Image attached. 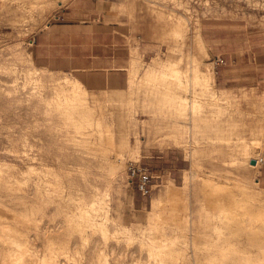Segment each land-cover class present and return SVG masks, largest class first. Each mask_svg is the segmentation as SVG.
<instances>
[{"label":"rangeland","instance_id":"obj_1","mask_svg":"<svg viewBox=\"0 0 264 264\" xmlns=\"http://www.w3.org/2000/svg\"><path fill=\"white\" fill-rule=\"evenodd\" d=\"M62 23L72 26L50 29ZM180 30L185 34L172 33ZM196 32L205 52L193 45ZM263 48L264 0H0V264H245L244 224L250 216L264 226V198L250 197L264 189V96L218 89L256 87L252 59ZM113 54L114 63L104 58ZM168 62L189 80L195 64L213 71L209 87L191 79L185 88L168 77L188 105L199 101L183 112L164 98L163 85H153L164 83ZM152 63L155 79L145 81ZM64 76L79 79L88 94L68 110L56 105L58 95L70 103V87L58 79ZM121 118L130 151L116 150L123 162L111 175L104 127L118 141ZM172 119L182 121L179 144ZM240 141L256 167L240 153ZM136 163L154 177L147 196L129 181L128 166ZM167 180L187 184L184 200L148 221ZM233 195L232 211L246 205L252 214L227 208ZM96 197L101 204L92 208ZM221 205L236 218L224 221ZM118 225L130 232H117ZM149 230L154 244H167L153 258L141 233Z\"/></svg>","mask_w":264,"mask_h":264},{"label":"bare ground","instance_id":"obj_2","mask_svg":"<svg viewBox=\"0 0 264 264\" xmlns=\"http://www.w3.org/2000/svg\"><path fill=\"white\" fill-rule=\"evenodd\" d=\"M43 2L44 1H48V0H42ZM57 2L58 3H62V0H57ZM17 6L19 7V6H21V1H19L18 2V4H17ZM172 33H175L176 35H184L185 34V32L184 31H175V32H172ZM203 38V37H202ZM202 38H201V36L199 35V33L197 34V32H196V34H194V36H193V45H194V47L196 48V49H198L199 50V52H205V50H204V46L202 45ZM205 44V43H204ZM208 50V49H207ZM209 51V50H208ZM135 59V58H134ZM133 59V60H134ZM133 62V61H132ZM198 62V61H197ZM134 63H132V65H133ZM193 64V63H192ZM164 67H168L169 69H168V71H169V73L168 72H165L164 71V83H159L157 80H156V82L153 84L155 87H159V86H161V85H163L164 86V98L167 100V102H171V107H173L174 106V103H177L179 106H180V111L182 110V112L186 109V107L187 106H191V107H194V102L196 103H198L199 101H194V99L192 100V102L191 103H189V105L187 104V98L186 97H184V95L182 94V91H180V90H177V89H180V87L181 86H179V87H173V86H171L172 85V81H171V79H169L168 77H170V76H177L178 75V72H177V70L174 68V67H172V65H171V62H168L167 64H164ZM167 70V69H166ZM156 72H157V69H156V67H155V64L154 63H152V64H150L147 68H146V70H145V73H144V77H143V79L145 80V81H151V79L153 80V79H155V75H156ZM193 78H192V75H191V79H193L194 80V83L196 82V84L198 85V87H200V86H203V87H209L210 86V83H211V81H212V77H213V71H211V70H207V71H202L201 69H199L198 67H197V65L195 64L194 65V68H193ZM67 75V74H66ZM157 77V76H156ZM171 77V78H172ZM58 79H61L60 81H59V83H60V85H64L63 87H70V89L68 90V91H70V103L69 102H65L64 101V99H62V101H63V103H61L62 101L60 100V98H58V97H60L59 95H58V97H57V99H59V101L57 102V100H56V105L57 106H59V107H61V108H63V106L64 107H66V109L68 110V106L70 107H72V108H76V102L77 101H85V100H87V96H88V94H87V92H86V90H85V87L83 86V84L80 82V80L79 79H77V78H70V77H68V76H64V77H62V78H58ZM157 79V78H156ZM159 79V78H158ZM163 79H161V80H163ZM189 80V79H187L186 77L185 78H183V77H179V76H177V85H183V87H188L189 85H193V80ZM57 81V80H56ZM189 81L191 82V84H189ZM189 84V85H188ZM195 84V85H196ZM194 85V86H195ZM196 85V86H197ZM193 86V87H194ZM213 86V85H212ZM84 87V88H83ZM182 87V88H183ZM214 87V86H213ZM195 88L196 87H194V90H195ZM197 89V88H196ZM213 90V89H212ZM57 91V90H56ZM196 92H197V90H195ZM60 92L62 93H64V89L63 88H61V90H60ZM212 91H210V94L211 95H209L210 96V98L212 97V100L213 99H219V98H217V96L215 95V93L213 92V93H211ZM223 92V94L224 95H228V92H224V91H222ZM199 93V92H198ZM154 94V93H153ZM195 94V93H194ZM200 95L202 94V92L201 93H199ZM188 97V96H187ZM199 97V96H198ZM92 98H94L95 99V97L94 96H92ZM193 98V97H192ZM67 99V98H66ZM91 99V98H90ZM205 99V98H204ZM204 99H202V100H204ZM209 100V99H208ZM172 101H174L173 103H172ZM194 101V102H193ZM205 101V100H204ZM204 101H203V103H204ZM216 101V100H215ZM214 101V102H215ZM201 102V101H200ZM65 103V104H64ZM87 104V103H86ZM86 104H85V106H86ZM205 104H207V103H205ZM78 105H80V104H78ZM199 105V104H198ZM198 105H196V106H198ZM213 104H211V106H212ZM88 106V105H87ZM86 106V107H87ZM208 106V105H207ZM224 106V105H223ZM70 107V108H71ZM88 107H90V106H88ZM190 107V108H191ZM214 107V106H213ZM226 107V106H225ZM80 108V107H79ZM189 108V107H188ZM222 108V107H221ZM191 110H192V108H191ZM178 111V110H177ZM79 112V111H78ZM74 113H75V110H74ZM67 114V113H66ZM130 113H129V111H127L126 113H125V115L124 116H127L128 117V115H129ZM74 115V114H73ZM100 115V114H99ZM180 115H181V113H180ZM67 116V115H66ZM70 117V116H69ZM80 118V117H79ZM78 118V119H79ZM85 118V117H84ZM87 119H89L88 121V123H89V125L91 124V119H90V117H88V118H86V120ZM129 119V118H128ZM133 119V118H132ZM93 120V119H92ZM101 120V119H100ZM99 119H96V126H98V127H100V126H102V124H104L103 122H102V120L100 121ZM173 120L174 119H172V122H173ZM83 121V120H82ZM164 121H167V119L166 120H164ZM171 121V120H170ZM180 121V120H179ZM80 122V121H79ZM87 122V121H86ZM94 122H95V120H94ZM93 122V123H94ZM167 122H169V121H167ZM171 122V123H172ZM184 122V121H183ZM88 123H85V125L86 124H88ZM92 123V125H93V127H94V124ZM121 126H122V128H121V134L120 135H118L119 136V138H118V141H117V139L115 138L116 136H113L114 134H115V132H113V130H111V128L109 127V125H106L105 127H104V132L107 134V136L109 137V141L107 142L108 143V145H109V147L107 148V151L109 152V157L108 156H106V157H108V158H106V161H108V166H109V168H110V170L108 171V174L110 173L111 175H115L116 174V172L121 168V166H122V162H123V160H122V154L120 153V152H117L116 150L117 149H128V151H130L129 149V144H128V141H127V135H129L128 134V126L126 125L127 124V122H125V119H123V118H121ZM131 123V122H130ZM180 123L182 124V121L181 122H177V120L175 121V122H173V124H172V126H173V132L171 133V135L175 138L174 139V141L172 140V142H175V144H179V141L177 140V138H178V136H180V134H181V127H180ZM81 124V123H80ZM165 124V123H164ZM168 124V123H167ZM193 124V123H192ZM105 125V124H104ZM115 125V124H114ZM166 125V124H165ZM194 125H196V124H194ZM95 126V127H96ZM120 126V125H119ZM129 126H130V124H129ZM169 126V125H168ZM85 127H87V126H85ZM89 127V126H88ZM185 127V126H184ZM86 130V129H85ZM101 130V129H100ZM103 130V129H102ZM101 130V132H103ZM260 130V129H259ZM92 131V130H91ZM193 131H194V129H193ZM232 131V130H231ZM261 131V130H260ZM98 132V131H97ZM123 132H125V133H123ZM80 133V132H79ZM87 133H88V131H87ZM86 133V134H87ZM117 133V134H118ZM194 133V132H193ZM259 133V132H258ZM98 134V133H97ZM170 134V133H169ZM168 134V135H169ZM85 136H87V135H85ZM92 137L94 136V135H91ZM171 137V136H170ZM81 139V138H80ZM239 139V138H238ZM95 140L96 141H93V143H96L98 140H102V136L100 135V137H95ZM131 143V142H130ZM183 144V143H182ZM188 144V143H187ZM139 145H141L140 143H139ZM139 145L138 146H134L135 148L132 150L131 149V151L132 152H135V153H139ZM240 145V148L241 147H245L244 146V143H243V141H240V143H238V145L237 146H239ZM100 146L102 147L103 146V143H100ZM86 147V146H85ZM98 147V146H97ZM105 148V147H104ZM106 149V148H105ZM242 149V150H241ZM240 149V153H242V154H244L245 156H246V158H245V161L247 162V161H252V160H255V158L253 157V156H250L249 154V151H248V149L247 148H241ZM244 149V150H243ZM127 151V152H128ZM100 153H103V152H100ZM93 154V153H92ZM97 154V153H96ZM131 155V154H130ZM252 155V154H251ZM129 157V156H128ZM132 157V156H131ZM139 158H140V156H139ZM243 160V159H242ZM249 161V162H250ZM257 162V161H256ZM257 164L258 163H256V164H254V166L253 167H256L257 166ZM194 165H196V162H195V160H192V162H191V167H194ZM252 165V164H251ZM102 166H103V164H102ZM108 169V168H107ZM185 171V170H184ZM211 174H213V173H211ZM105 175V174H104ZM191 175V174H190ZM214 175V174H213ZM107 176V175H106ZM209 176V175H208ZM212 176V175H211ZM213 177V176H212ZM205 178V177H204ZM203 178V179H204ZM40 179V178H39ZM217 179V178H216ZM206 181H203V182H207V180L209 181V178L208 179H205ZM210 181H211V179H210ZM210 181H209V183H210ZM208 183V182H207ZM206 183V184H207ZM109 184V183H108ZM205 184V183H204ZM221 184V183H220ZM219 184V185H220ZM215 185H217V184H215ZM228 185H230V184H228ZM255 185H258V183L256 182L255 183ZM108 186V185H107ZM221 186V185H220ZM248 187V186H247ZM253 187V186H252ZM97 188V187H96ZM109 188V187H108ZM243 188H246V187H244L243 186ZM249 189H251V187H248ZM106 189V188H105ZM186 189H187V184L184 182V184L183 185H181V186H178L177 184H175L174 182H172V181H168L167 180V183L166 184H164V186L162 187V189H160V192H159V194H158V196L157 197H155V198H153V200L151 201V205H150V209L149 210H147L148 211V215H147V220L148 221H151L152 219H154V218H156V217H158V218H160L161 217V213L163 212V211H165V210H167V208H166V205H168V204H170L171 202H176V201H179V200H184V197H185V191H186ZM256 189V188H255ZM254 188H253V190H255ZM262 189V188H261ZM252 190V189H251ZM253 190H252V192H253ZM82 191V190H81ZM260 191V190H259ZM263 191H264V189H263ZM258 192V193H252V194H254V195H252V196H250L251 198L252 197H255L256 199L257 198H260L259 200H262L263 198H264V192ZM102 192V191H101ZM249 192H251V191H249ZM260 193L262 194V195H260ZM97 194H99V192L97 193ZM96 194V195H97ZM108 195V194H107ZM221 195V194H220ZM219 195V196H220ZM101 196V195H100ZM103 196V195H102ZM235 195H233V197H231L230 198V200L227 202V200H225V198H224V200L226 201L225 203L227 204L228 203V207L227 208H229V206L231 205L232 206V202H233V200L232 199H234V200H237V198L235 199V197H234ZM222 197V196H221ZM255 198H252V199H255ZM255 199V200H256ZM92 200V199H91ZM224 200H221V201H223V203H224ZM258 200V199H257ZM105 202V201H104ZM229 202H231L232 204H229ZM236 202V201H235ZM234 202V203H235ZM90 203V202H89ZM98 203H100L101 204V200L98 198V197H96V198H94L92 201H91V203H90V207H94V205L96 206V204H98ZM224 203V204H225ZM225 204V205H226ZM225 205H224V208H225ZM82 206V205H81ZM103 206V205H102ZM222 206V205H221ZM227 206V205H226ZM231 206H230V208H231ZM238 206V205H237ZM89 207V206H88ZM236 207V205L234 204V208ZM240 207V206H239ZM239 207L237 208L236 207V209H239ZM243 207V206H242ZM242 207H240L241 209H242ZM245 207L247 208V210H244V211H248V213H251L252 214V212L250 211L251 210V206H246L245 205ZM80 208V207H79ZM221 208V207H220ZM222 208H223V206H222ZM223 208V209H224ZM233 208V209H234ZM246 208H244V209H246ZM249 208V209H248ZM95 209H96V207H95ZM99 209V208H98ZM235 209V210H236ZM84 210V209H83ZM92 210V209H91ZM169 210V209H168ZM178 210H180V209H178V208H173V211H175L176 213L178 212ZM222 210V209H221ZM220 210V211H221ZM226 210H227V212H228V209H224V215H223V217L225 216V217H227V219L228 220H231V217H233V218H236V217H234L233 215H234V213H236L237 211H241V210H236V212H234V210L232 211V208L230 209L232 212H234V213H232L233 215H231L230 216V218H229V215L227 216V215H225L226 214ZM243 210V209H242ZM230 211V212H231ZM243 211V213H245ZM250 211V212H249ZM223 212V211H222ZM230 212H228L229 214H230ZM105 213V212H104ZM106 213H107V211H106ZM227 213V214H228ZM241 213V212H240ZM239 213V214H240ZM243 213H241V214H243ZM248 213H247V216H249L248 215ZM108 214V213H107ZM237 214V213H236ZM235 214V215H236ZM240 214V215H241ZM103 215V214H102ZM245 215V214H244ZM80 216H81V213H80ZM107 216V215H106ZM238 216V215H237ZM246 216V217H247ZM86 217V216H85ZM95 217H96V215H95ZM99 217V216H98ZM213 217V216H212ZM216 217V216H215ZM220 216H218L217 215V217L215 218L216 220H217V218H219ZM223 217H222V219H221V217H220V219L221 220H224L223 219ZM224 217V218H225ZM243 217V216H242ZM241 217V218H242ZM106 218V217H105ZM108 218V217H107ZM111 218V217H110ZM109 218V219H110ZM240 218V217H239ZM239 218H238V220H239ZM241 218H240V220H241ZM248 218V217H247ZM247 218H245V216H244V218L243 219H247ZM249 218H251L250 216H249ZM248 218V220H246L245 222V224H244V233H245V242H246V244L248 245L247 247H246V250H245V253H246V256H245V264H264V226L263 227H261V226H258V225H254L253 223H252V218L251 219H249ZM92 219V218H91ZM215 219H213V220H215ZM227 219L225 218V220L224 221H227ZM101 220H102V218H101ZM212 220V219H211ZM212 220V221H213ZM215 220V221H216ZM234 220V219H233ZM147 221V222H148ZM242 221V220H241ZM17 222V221H16ZM87 222V221H86ZM97 222V221H96ZM98 222H99V220H98ZM97 222V223H98ZM108 222V221H107ZM244 222V221H243ZM104 223V222H103ZM103 223H102V227H104L103 226ZM187 223V222H186ZM22 223H20V225H21ZM211 224H213V223H210V225ZM215 224V223H214ZM213 224V225H214ZM217 224V223H216ZM2 225V224H1ZM16 225V224H15ZM19 225V224H18ZM95 225V224H94ZM97 225V224H96ZM107 225V224H106ZM105 225V226H106ZM12 226V225H11ZM10 226V227H11ZM108 226V225H107ZM119 226V225H118ZM209 226V225H208ZM212 226V225H211ZM8 227V226H7ZM98 227V226H97ZM153 226L151 225V227H149V228H147V229H153L152 228ZM216 227L217 228H215V225H214V228L215 229H218V225H216ZM4 228V227H3ZM155 228H157L156 226H155ZM154 228V229H155ZM212 228H213V226H212ZM14 229V228H13ZM19 229V228H18ZM99 229V228H98ZM104 230H105V233L108 231V228L107 227H105V228H103ZM116 230H117V232H121V233H129L130 231L129 230H123L120 226L119 227H117V228H115ZM160 230H161V232L163 231V229H164V227L162 226V227H160L159 228ZM95 230H96V228H95ZM20 231H21V229H20ZM14 232V231H13ZM160 232V233H161ZM142 233V235H144V237H147L148 239H150V241H151V246L152 247H147L148 249V255L149 256H147V258L148 257H152L153 258V256L154 255H156L158 252H160L161 253V251L163 252V251H165L164 250V245H165V243L163 242V239H161V241L160 242H158L157 244L155 243L154 244V242L155 241H157V236L155 237L154 235H153V231H150L149 230V232L147 233L146 231H143V232H141ZM11 234H12V232H11ZM103 234V233H102ZM24 235H25V233H24ZM21 236V235H20ZM161 236H164L163 235V232L161 233ZM160 236V237H161ZM19 237V236H18ZM80 238V237H79ZM85 238V237H84ZM106 238V237H105ZM146 238V239H147ZM147 239V240H148ZM131 240V239H130ZM81 241V240H80ZM128 241V240H127ZM126 241V242H127ZM82 242V241H81ZM128 242H130V241H128ZM144 242V241H143ZM146 242H149V240L148 241H145V243ZM69 243V242H68ZM84 243V242H83ZM144 243V244H145ZM144 244H142L143 246H144ZM169 244V243H168ZM130 245V244H129ZM146 245H148V244H145V246ZM167 245V244H166ZM165 245V246H166ZM12 246V245H11ZM142 246V247H143ZM149 246V245H148ZM49 248V247H48ZM144 248V247H143ZM170 250H171V248H170ZM28 252H29V250H27ZM100 252V251H99ZM159 255V254H158ZM23 256V255H22ZM9 257V256H8ZM27 257V256H26ZM155 257V256H154ZM7 259V258H6ZM11 259V258H10ZM15 259V258H14ZM18 259V258H17ZM4 260V259H3ZM155 260V259H154ZM25 261V260H24ZM162 261V260H161ZM5 263V262H4ZM16 263V262H15ZM14 263V264H15ZM13 264V263H12Z\"/></svg>","mask_w":264,"mask_h":264},{"label":"crops","instance_id":"obj_3","mask_svg":"<svg viewBox=\"0 0 264 264\" xmlns=\"http://www.w3.org/2000/svg\"><path fill=\"white\" fill-rule=\"evenodd\" d=\"M72 25L68 24L65 25L64 23H62L61 25H54V27H51L50 29H63L66 27H70ZM40 45V44H38ZM105 59H107L108 61L110 59H112V62L114 63L115 58H114V54L110 57H104ZM254 61V66L251 67L253 69H255V76H256V87H220L218 90L220 91H224V92H228L230 94H240L243 93L244 91H250V90H254L258 96H264V94H262V90L261 87L262 85H264V48L257 51V53L253 56ZM111 70L115 71V66H113L112 68H110Z\"/></svg>","mask_w":264,"mask_h":264},{"label":"built area","instance_id":"obj_4","mask_svg":"<svg viewBox=\"0 0 264 264\" xmlns=\"http://www.w3.org/2000/svg\"><path fill=\"white\" fill-rule=\"evenodd\" d=\"M223 63V59L217 60ZM129 181L134 182L136 189L143 196H147L152 191L153 175L147 166L141 164H130L128 166Z\"/></svg>","mask_w":264,"mask_h":264},{"label":"water","instance_id":"obj_5","mask_svg":"<svg viewBox=\"0 0 264 264\" xmlns=\"http://www.w3.org/2000/svg\"><path fill=\"white\" fill-rule=\"evenodd\" d=\"M251 164H255V161H254V160H252V161H251Z\"/></svg>","mask_w":264,"mask_h":264}]
</instances>
